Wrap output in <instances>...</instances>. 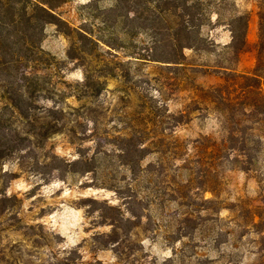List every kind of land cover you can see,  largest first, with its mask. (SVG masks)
I'll return each mask as SVG.
<instances>
[{"label": "trees", "instance_id": "16d2710c", "mask_svg": "<svg viewBox=\"0 0 264 264\" xmlns=\"http://www.w3.org/2000/svg\"><path fill=\"white\" fill-rule=\"evenodd\" d=\"M68 1L0 0V173L4 172L3 165L17 157L19 165L31 164V169L43 180L52 176L66 182L69 176L97 174L99 157L106 154L116 157L120 166L134 176L133 182H138L141 172L154 171L143 169V162L151 150L149 145H165L168 139L179 140L175 136L176 129L190 123L194 110L189 109V105L168 121L144 118L143 128L129 126L114 138L113 150L105 148L110 138H103L98 129L93 128L90 137L97 142V148L92 155L82 146H79L80 156L75 161L50 153L46 149L47 141L73 121L61 105L44 106L40 100L46 95L52 98L54 94L49 88L47 70L51 62L45 56L42 42L49 24L67 25L57 9ZM101 1L91 0L88 4L98 5ZM114 1L113 7L102 12V30L112 31L126 22L133 25L131 35L147 32L151 36L143 52H132L133 60L166 63L187 75L203 71L220 80L207 88L193 86L191 91L201 92L197 97L208 104V109L219 114L224 136H201L191 143H178L174 150H169V144L165 145L167 156L182 160L183 164L174 170L176 174L162 167L165 177L171 174L174 178L166 180L168 186L162 198L156 204L155 200L140 199L139 194L130 192L131 186L127 190L119 188L117 194L128 201L129 214L115 206L103 208L98 218L103 225L112 226V230L95 234L91 238L93 245L115 249L120 263L145 264L138 257L141 243L133 238L139 236L136 231L166 227L165 241L172 246L173 255L163 264H264V0H255L259 40L256 65L250 72H241L239 63L249 46L253 11L235 8V0ZM210 26L228 29L230 43L218 44L206 35L204 31ZM74 32L78 33L79 41L72 42L69 57L83 65L88 59L97 58L95 49L102 43L112 48L121 46V38L114 34L115 31L98 40L84 31ZM72 35L70 28L68 36L72 38ZM89 43L92 44L90 49L87 48ZM187 51L199 58L204 54H216V63L209 65L190 60ZM115 71H121V76ZM131 72L120 68H113L111 72L102 70L96 80L87 70L81 85L83 92H99L101 84H105L101 80L109 81L117 75L129 83ZM190 99L201 104L195 97ZM77 119L81 120L76 118L74 123L83 125ZM89 121L96 125L94 119ZM84 133L79 136L84 137L79 138L83 141L89 137ZM157 133L159 140L152 142L150 137ZM72 141L75 143V138ZM160 152L162 150L155 153ZM230 171L243 172L255 180L258 185L255 195L233 199L226 196ZM5 174L15 175L12 171H5ZM10 199L6 197L1 201ZM89 201L100 204L97 199ZM156 205L162 206L163 217L169 218L166 224L155 221L152 208ZM94 212L95 207L88 211L89 214ZM213 252L217 255H212ZM64 255L66 263L72 264L80 254L73 250Z\"/></svg>", "mask_w": 264, "mask_h": 264}, {"label": "rangeland", "instance_id": "374dc122", "mask_svg": "<svg viewBox=\"0 0 264 264\" xmlns=\"http://www.w3.org/2000/svg\"><path fill=\"white\" fill-rule=\"evenodd\" d=\"M90 1L69 0L57 9L58 15L67 25L49 24L45 29L42 48L51 62L47 70L50 78L49 88L54 94L52 98L46 95L40 97V100L44 106L52 107L55 103L59 107L61 105L65 108L68 118L73 121H68L70 123L66 129L51 136L46 149L70 161L79 158V146L87 149L88 154L92 155L97 148V142L95 143L90 135L93 134V128H97L103 138H110L106 140L105 148L113 150L114 138L127 127L143 128L144 118H165L168 121V118L184 111L189 105V109L194 110L191 121L188 125L176 129L175 136L179 140H166L165 145L169 144V150H174L180 142L191 143L201 136H224L219 114L208 109V104L197 97L201 92L191 91L193 86L201 85L207 88L218 84L220 80L206 75L203 71L188 72L191 77L188 79L189 75L183 70L168 67L169 64L133 60L132 52L136 50L138 53L146 49L151 39L150 34L137 32L136 36L131 35L133 25L126 22L120 23L112 31L102 30V12L113 7L115 1L102 0L98 5L88 4ZM235 4V8L239 10L253 11L248 33L249 46L241 55L239 63L241 72H250L256 65V45L259 40L257 2L235 0ZM70 28L72 38L68 36ZM74 30L84 31L97 40L101 37L107 38L105 35L115 31L114 34L121 38V46L112 48L102 43L101 47L95 49L94 55L97 58L88 59L83 65L81 61L69 57L72 42L79 41L78 33ZM204 33L218 44L231 41L230 31L223 26L207 27ZM87 48H92V44L89 43ZM187 56L190 60H199L198 63L201 64L215 65L217 60L216 54H204L199 58L194 52L187 51ZM113 68L131 70L132 81L124 82L120 77L121 71H115V74L120 76L117 75L109 81L101 80V83L105 84H101L99 92H83L81 85L87 70L98 80L102 70L111 72ZM39 72L44 74L43 71ZM184 80L187 83L184 84ZM190 97L200 100L201 104H195ZM76 118H81L77 120L83 125L76 121L74 123ZM91 119L96 121V125L89 121ZM84 132L89 136L85 141L79 139L84 138L79 137L83 136ZM157 136L159 133L150 137L152 142L159 140ZM74 138L75 143L72 141ZM165 145H149L151 150L143 162V169L154 171L141 172L142 178L138 182H133L134 176L120 166L116 157L106 154L99 157L97 174L69 176L66 182L59 178L53 179L52 176L43 180L31 169V164L19 165L17 157L8 161L3 165L4 172L0 173V264H67L64 254L68 255L73 250H77L80 255L72 264H123L120 263L115 249L96 248L91 241L95 234L109 233L112 230V226L101 223L99 212L105 207L115 206L128 215V201L117 194V190H127L130 186V192L139 194L140 199L155 200L157 204V200L162 198V193L167 190L166 180H174L171 174H176L174 170L183 164L182 160L170 159L167 156ZM159 150H162V153H155ZM163 166L171 171L168 178L162 173ZM5 171H12L15 175L6 176ZM228 174L226 196L233 199L255 195L258 188L255 180L240 171H230ZM160 194L162 195L158 197ZM6 197L12 199L1 201ZM90 199H97L100 204L95 205ZM94 207L96 212L89 214L90 208ZM163 212L164 209L160 205L152 208L155 221L159 224H166L169 220L163 217ZM165 230L166 227H155L153 231H144L143 228L136 231L139 236L133 238L141 243L138 253L141 262L150 264L158 261L163 264L165 259L173 255L172 246L165 241ZM212 255L217 253L213 252Z\"/></svg>", "mask_w": 264, "mask_h": 264}]
</instances>
